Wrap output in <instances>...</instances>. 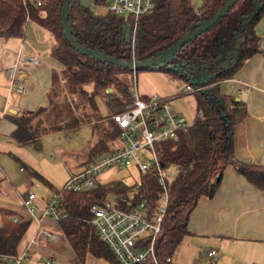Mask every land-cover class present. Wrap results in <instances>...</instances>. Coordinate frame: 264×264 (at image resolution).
I'll return each mask as SVG.
<instances>
[{
	"label": "trees",
	"instance_id": "16d2710c",
	"mask_svg": "<svg viewBox=\"0 0 264 264\" xmlns=\"http://www.w3.org/2000/svg\"><path fill=\"white\" fill-rule=\"evenodd\" d=\"M63 1L0 0V37L22 38L27 24L35 23L54 39L52 56L61 65V71L53 76L48 107L33 113L7 114L6 118L16 126L12 136L20 146L40 144L47 134L70 137L84 125H92L93 133H99L95 144L84 152L68 155L69 160L85 168L106 154L118 139L119 130L112 115L122 113L132 103L134 91L126 77L134 78L137 87L139 71L102 63L75 49L62 27ZM109 1L95 0L100 6ZM201 1L197 7L192 0H156L153 11L136 25L133 17L111 12L98 14L81 0H72L68 23L72 36L83 47L123 62L142 63L160 58L184 35L216 15L229 0ZM263 17L264 0H238L218 23L187 43L169 62L146 70L163 73L196 89L188 94L196 101L193 125L156 146L164 167L175 166L178 171L174 182L167 181L169 202L162 234L155 244L158 264H174L173 256L189 234L191 214L203 198L214 197L227 167L233 166L264 191V166L244 163L235 155V127L246 114L241 112L236 98L222 94L220 89L222 82L233 79L250 59L262 53L256 26ZM96 95L104 98L108 118H96ZM162 193L157 177L143 173L135 185L124 181L98 182L90 192L65 191L58 203L64 214L59 230L75 252V264H85L88 256L107 264H120L93 227V206H101L114 197L123 210H131L141 202L156 210ZM1 216L0 258L16 256L30 220L8 210H1ZM140 264L155 262L148 259Z\"/></svg>",
	"mask_w": 264,
	"mask_h": 264
},
{
	"label": "crops",
	"instance_id": "0c3cea01",
	"mask_svg": "<svg viewBox=\"0 0 264 264\" xmlns=\"http://www.w3.org/2000/svg\"><path fill=\"white\" fill-rule=\"evenodd\" d=\"M256 32L262 53L250 59L233 79L222 82L220 89L222 94L236 98L241 112L246 114L235 127L237 159L264 166V17L257 24ZM54 45L52 36L32 22L27 24L22 38L0 37V228L1 210L26 217L30 226L18 246V254L28 252L29 259L35 254L42 263L75 264V252L62 237L59 222L43 215L50 197L48 190L58 191L60 183L33 163L29 146H20L13 139L16 126L6 118L7 114L33 113L49 106L53 76L61 71V65L52 56ZM26 57L37 58L38 63L31 65L24 60ZM14 66L22 70L17 80L7 75ZM150 72L161 76L164 87L152 86L150 74L141 75V83L137 84L139 94L167 99L177 114L195 119L194 96H185L176 87L178 82L167 75ZM37 148L41 149V145L37 144ZM69 164L66 167L71 173ZM29 190L36 194L33 204L38 198L44 203L43 210L34 205L36 210L29 214L24 209L23 199ZM44 230L53 234V241L40 238V244L34 246ZM188 231L173 256L174 264H210L211 249L217 250L219 264H264V191L233 166L227 167L214 197L203 198L191 214ZM85 264L107 263L88 256Z\"/></svg>",
	"mask_w": 264,
	"mask_h": 264
},
{
	"label": "built area",
	"instance_id": "2783aa9c",
	"mask_svg": "<svg viewBox=\"0 0 264 264\" xmlns=\"http://www.w3.org/2000/svg\"><path fill=\"white\" fill-rule=\"evenodd\" d=\"M156 0H110L109 12L130 16L138 20L153 11ZM38 5H42L41 2ZM29 64L38 63L34 57L24 59ZM22 70L14 66L7 75L12 80H17ZM195 88L187 86L183 94L194 93ZM118 130V139L113 141L108 152L99 157L95 162L86 166L78 173L72 174L66 185L56 191L47 199L43 215L50 216L54 221L63 219V212L59 209L58 203L63 198L65 191L90 192L98 185V176L114 169L135 166L140 173L153 174L157 177L162 188V195L158 199L156 210L141 202L131 210H123L118 207V201L111 197L104 201L101 206H93V227L99 238L105 242L117 257L120 264H140L152 259L155 264V244L162 234V221L165 215L169 196L167 191L166 172L161 162L156 146L159 143L174 139L178 133L190 128L186 118L177 114L167 99L157 96L144 99L134 89L132 103L122 113L112 115ZM147 150L152 154L153 159L149 162L138 156V152ZM36 198L35 192L29 190L23 199V207L33 214L36 207L33 201ZM40 238L44 241H53L54 236L49 231H41L34 246L40 244ZM27 253L16 256H3L0 261L9 264H24ZM210 264H219L217 250L211 249L208 252ZM170 261V260H169ZM45 264H52L46 261Z\"/></svg>",
	"mask_w": 264,
	"mask_h": 264
},
{
	"label": "rangeland",
	"instance_id": "374dc122",
	"mask_svg": "<svg viewBox=\"0 0 264 264\" xmlns=\"http://www.w3.org/2000/svg\"><path fill=\"white\" fill-rule=\"evenodd\" d=\"M84 5L91 8L93 11H95L98 14H106L109 12V3L110 1L103 5H97L95 0H81ZM193 3L200 7L202 5L201 0H192ZM147 75L150 74V83L152 86L158 87H164V80L160 78L159 74L153 73L150 71H139L137 75V84L141 83V75ZM126 81L131 86L132 90L134 91L135 83L134 78L132 77H126ZM176 87L179 89L180 92H182L186 88V84L183 82H178ZM187 96V95H185ZM182 99V98H181ZM95 104L97 108V114L96 118H108L110 115L109 110L106 106L105 100L101 95L95 96ZM187 117L186 115H184ZM187 121L190 124L194 123V119L192 116L187 117ZM99 138V133H93V126L90 124L84 125L77 134L65 137L64 134H48L45 135L41 140V149L37 148V145L29 146L28 151H30L33 155V158L31 159L33 163L37 166L39 164V168L45 175L48 177H52L55 181L60 183L59 190L62 189L66 183L71 178L72 174H78L82 172L85 168L81 167V165L76 164L74 160L68 159L67 154L68 153H74V152H84L88 147H92L96 140ZM138 156H140L143 160H146L147 162L151 161L153 159L152 154L147 150H141L138 152ZM67 161V163H66ZM68 162L71 163V173L68 171L66 164L69 166ZM16 164V163H15ZM19 170V165L16 164ZM166 172V179L168 183L174 182L178 171L175 166H169L165 169ZM50 175V176H49ZM140 179V172L135 166L132 167H125V168H114L110 169L104 173H102L100 176H98V182L100 184H108L116 181H124L128 183L129 185H135L137 182H139ZM40 187L43 188L41 184H39ZM56 191H50L48 190V193L50 196L54 195ZM34 205L38 208H41L42 210L45 208L44 203L41 201L40 198L34 203ZM42 262H39V258L37 256L31 257L30 259L27 258L24 261V264H41ZM46 261H43L42 264H45ZM1 264H9L8 262H4Z\"/></svg>",
	"mask_w": 264,
	"mask_h": 264
},
{
	"label": "water",
	"instance_id": "95a60500",
	"mask_svg": "<svg viewBox=\"0 0 264 264\" xmlns=\"http://www.w3.org/2000/svg\"><path fill=\"white\" fill-rule=\"evenodd\" d=\"M72 0H64L62 5L61 11V20H62V27L65 33V36L68 42L82 54L93 57L101 61L102 63H109L114 64L120 67L128 68L132 71H146L147 69L153 67H160L165 63L169 62L187 43L195 39L196 37L202 35L203 33L207 32L211 29L218 21L224 17L231 7L238 1V0H229L219 11L216 15L206 20L204 23L200 25L199 28L195 29L184 35L175 45L170 47L160 58L149 60L146 62H123L118 59L111 58L107 55H103L97 51L90 50L86 47L80 45L72 36L69 23H68V14H69V7Z\"/></svg>",
	"mask_w": 264,
	"mask_h": 264
}]
</instances>
